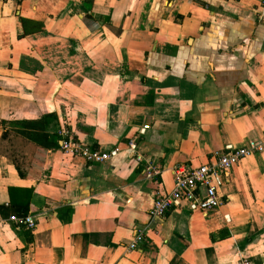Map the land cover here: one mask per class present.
Segmentation results:
<instances>
[{"label":"crops","instance_id":"0c3cea01","mask_svg":"<svg viewBox=\"0 0 264 264\" xmlns=\"http://www.w3.org/2000/svg\"><path fill=\"white\" fill-rule=\"evenodd\" d=\"M38 128L47 147L20 132ZM65 128L118 152L65 153ZM250 141H264V0L0 6V206L29 189L37 222L0 212V264H264V149L231 169L215 210L151 213L176 167Z\"/></svg>","mask_w":264,"mask_h":264},{"label":"built area","instance_id":"2783aa9c","mask_svg":"<svg viewBox=\"0 0 264 264\" xmlns=\"http://www.w3.org/2000/svg\"><path fill=\"white\" fill-rule=\"evenodd\" d=\"M22 1L25 0H0V6ZM58 134L60 147L65 153L82 157L88 162H104L118 152L117 148L111 151L92 148L77 139L69 128L60 130ZM263 143L264 141H250L244 146L228 149L229 151L217 150L209 162L197 167H176L174 169V187L169 192H163L161 188L156 189L152 215L163 216L174 208L185 207L193 212L215 210L222 203L221 188L230 178L231 169L244 157L262 151L264 149ZM131 146L136 147L134 141L131 142ZM136 158L139 161L142 160L140 155H137ZM146 169L150 177L161 172L158 166L148 165ZM10 218L24 224L29 229H34L37 224L31 215L25 217L12 215ZM135 246V243L130 245L131 248ZM250 263L249 258H242L240 261V264Z\"/></svg>","mask_w":264,"mask_h":264},{"label":"trees","instance_id":"16d2710c","mask_svg":"<svg viewBox=\"0 0 264 264\" xmlns=\"http://www.w3.org/2000/svg\"><path fill=\"white\" fill-rule=\"evenodd\" d=\"M39 124L40 123L38 122V123H36L35 126H37ZM20 132L29 138H33L41 146L43 145V146L47 147L49 145L47 143V140L49 139L48 134L41 131L40 128H38V131H35L33 134L27 133L26 131L23 132L22 130H20ZM9 193H10V197H11V204L9 206H0V212L3 215L8 214L11 216L15 215L18 217L27 216L28 211H29V203H30V199H31V190H29V189L25 190V189H20V188L11 186V187H9Z\"/></svg>","mask_w":264,"mask_h":264},{"label":"rangeland","instance_id":"374dc122","mask_svg":"<svg viewBox=\"0 0 264 264\" xmlns=\"http://www.w3.org/2000/svg\"><path fill=\"white\" fill-rule=\"evenodd\" d=\"M9 142V141H8ZM9 147L12 149V148H16L17 149V140L15 139L14 141L13 140H10L9 142ZM15 149V150H16Z\"/></svg>","mask_w":264,"mask_h":264}]
</instances>
